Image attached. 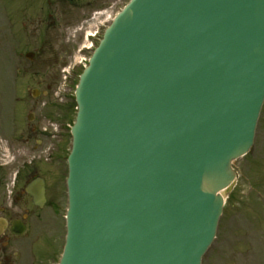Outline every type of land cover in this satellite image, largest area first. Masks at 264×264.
Wrapping results in <instances>:
<instances>
[{
	"label": "water",
	"instance_id": "95a60500",
	"mask_svg": "<svg viewBox=\"0 0 264 264\" xmlns=\"http://www.w3.org/2000/svg\"><path fill=\"white\" fill-rule=\"evenodd\" d=\"M76 101L60 264H202L264 104V0H132Z\"/></svg>",
	"mask_w": 264,
	"mask_h": 264
},
{
	"label": "rangeland",
	"instance_id": "374dc122",
	"mask_svg": "<svg viewBox=\"0 0 264 264\" xmlns=\"http://www.w3.org/2000/svg\"><path fill=\"white\" fill-rule=\"evenodd\" d=\"M127 1L79 0L77 8L63 0H0V135L8 136L15 126L22 162H40L41 173L57 174L61 213L72 146L69 123L76 116L72 98L81 69L66 84L64 70L75 66L79 48L90 43L85 32ZM33 89L41 91L36 98ZM235 169L237 185L202 264H264V106L254 146Z\"/></svg>",
	"mask_w": 264,
	"mask_h": 264
},
{
	"label": "flooded vegetation",
	"instance_id": "af4514ba",
	"mask_svg": "<svg viewBox=\"0 0 264 264\" xmlns=\"http://www.w3.org/2000/svg\"><path fill=\"white\" fill-rule=\"evenodd\" d=\"M21 142L15 126L0 135V264H57L63 226L57 174L41 173L40 162L23 163Z\"/></svg>",
	"mask_w": 264,
	"mask_h": 264
}]
</instances>
